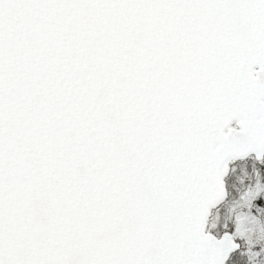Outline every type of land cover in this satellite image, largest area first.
I'll list each match as a JSON object with an SVG mask.
<instances>
[{
    "label": "snow or ice",
    "instance_id": "1",
    "mask_svg": "<svg viewBox=\"0 0 264 264\" xmlns=\"http://www.w3.org/2000/svg\"><path fill=\"white\" fill-rule=\"evenodd\" d=\"M0 264H264V0H0Z\"/></svg>",
    "mask_w": 264,
    "mask_h": 264
}]
</instances>
